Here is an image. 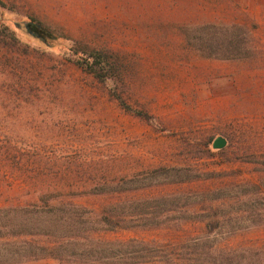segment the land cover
Returning <instances> with one entry per match:
<instances>
[{
	"label": "rangeland",
	"instance_id": "374dc122",
	"mask_svg": "<svg viewBox=\"0 0 264 264\" xmlns=\"http://www.w3.org/2000/svg\"><path fill=\"white\" fill-rule=\"evenodd\" d=\"M234 1L0 0V21L28 45L0 54L33 56L23 86L0 77V207L33 198L18 169L36 155L51 158L41 164L50 170L73 157L118 186L76 201L93 234L151 243L103 264H264V10ZM27 15L108 50L122 77L97 81L74 66L71 40L49 48L26 36L15 22ZM217 136L222 149L211 146ZM105 209L112 222L134 219L111 230L98 215ZM6 246L0 239V264H12Z\"/></svg>",
	"mask_w": 264,
	"mask_h": 264
},
{
	"label": "trees",
	"instance_id": "16d2710c",
	"mask_svg": "<svg viewBox=\"0 0 264 264\" xmlns=\"http://www.w3.org/2000/svg\"><path fill=\"white\" fill-rule=\"evenodd\" d=\"M15 27L49 48L61 46L59 40H71L68 61L97 81L122 77L119 59L108 50L97 48L82 40L71 39L61 30L52 28L36 16L27 15L24 20L15 22ZM27 46L21 42L14 29L0 21V49L10 53L15 48L17 51L27 52ZM32 58L31 54H0L1 83L23 86L22 70ZM35 60L37 62H30L34 71L44 65L41 55ZM33 77L36 76L33 74ZM113 95L123 109L145 120L151 119L142 110L132 109L118 93ZM4 153L12 159L14 166L21 164L20 157L15 153L9 151ZM45 155L46 153L36 155L31 159V165L28 166L29 170H26V173L18 169L19 175L25 177L27 181L25 186L27 192L33 195V198L26 202L10 203L0 207V239L7 245L4 254L9 263L18 264L32 259L53 258L61 262L103 264L100 262L103 259H125L134 255V252L128 250L133 243L137 242L147 249L151 246V243L144 241H106L97 238L88 226L92 222V217L79 214L81 208L76 201L86 195L119 192L118 186L114 184L115 180L103 172L81 168L78 160L73 157H67V161L51 166L53 170H50V167L41 165L42 161L48 164L51 159ZM256 186L258 196L264 199V179ZM121 191L124 190L120 188ZM107 212L105 209L98 215L105 225H110L111 230L117 227L125 228L127 226H124V221L132 222L134 219L132 216H124L112 222ZM258 215L264 217V209ZM83 227L86 229L81 231Z\"/></svg>",
	"mask_w": 264,
	"mask_h": 264
},
{
	"label": "water",
	"instance_id": "95a60500",
	"mask_svg": "<svg viewBox=\"0 0 264 264\" xmlns=\"http://www.w3.org/2000/svg\"><path fill=\"white\" fill-rule=\"evenodd\" d=\"M227 140L226 138L222 136H217L213 141H212V148L213 149H222L226 146Z\"/></svg>",
	"mask_w": 264,
	"mask_h": 264
},
{
	"label": "crops",
	"instance_id": "0c3cea01",
	"mask_svg": "<svg viewBox=\"0 0 264 264\" xmlns=\"http://www.w3.org/2000/svg\"><path fill=\"white\" fill-rule=\"evenodd\" d=\"M235 3L245 4L246 0H235ZM249 3L255 4L253 9L264 10V0H249Z\"/></svg>",
	"mask_w": 264,
	"mask_h": 264
}]
</instances>
